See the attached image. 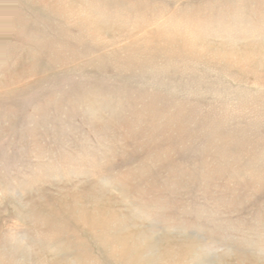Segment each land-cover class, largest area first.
Here are the masks:
<instances>
[{
    "label": "rangeland",
    "instance_id": "obj_1",
    "mask_svg": "<svg viewBox=\"0 0 264 264\" xmlns=\"http://www.w3.org/2000/svg\"><path fill=\"white\" fill-rule=\"evenodd\" d=\"M0 264H264V0H0Z\"/></svg>",
    "mask_w": 264,
    "mask_h": 264
}]
</instances>
